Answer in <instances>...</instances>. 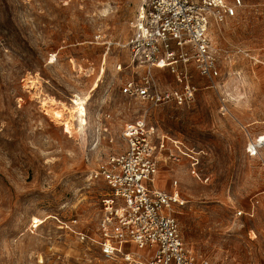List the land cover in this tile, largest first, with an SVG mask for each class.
Listing matches in <instances>:
<instances>
[{
  "label": "rangeland",
  "instance_id": "1",
  "mask_svg": "<svg viewBox=\"0 0 264 264\" xmlns=\"http://www.w3.org/2000/svg\"><path fill=\"white\" fill-rule=\"evenodd\" d=\"M140 4L0 0V264H125L100 253L108 187L92 172L124 148V125L141 118L182 144L183 153L171 146L179 160L159 156L158 176L168 192L178 182L173 213L191 253L209 264H264V163L246 152L247 131L264 129V0H243L236 16L211 27L221 76L212 85L195 74L186 105L121 92L132 71H118L130 57L117 43L130 39ZM97 34L114 43L109 50ZM156 78L177 84L168 69ZM88 91V122L76 134L41 104L68 107Z\"/></svg>",
  "mask_w": 264,
  "mask_h": 264
},
{
  "label": "built area",
  "instance_id": "2",
  "mask_svg": "<svg viewBox=\"0 0 264 264\" xmlns=\"http://www.w3.org/2000/svg\"><path fill=\"white\" fill-rule=\"evenodd\" d=\"M242 6L243 0H141L130 39L117 43L128 49L130 57L124 68L117 64L118 71H132L121 92L154 105L192 102L198 89L192 81L195 74L212 85L221 76L211 27L236 16ZM95 39L107 50L114 44L102 34ZM165 69L175 75L176 85L165 86L156 78L157 70ZM247 133V154L264 163V129ZM121 138L124 148L109 153L92 172L108 187L101 199L98 228L102 256L119 257L125 264H209L197 259L183 240L173 213V206L182 204L175 191L178 182H173L172 192L156 185L159 156L167 151L166 159L179 160L173 149L183 153L181 142L143 118L126 123ZM109 141L113 143V138ZM192 159L194 167L198 160Z\"/></svg>",
  "mask_w": 264,
  "mask_h": 264
},
{
  "label": "bare ground",
  "instance_id": "3",
  "mask_svg": "<svg viewBox=\"0 0 264 264\" xmlns=\"http://www.w3.org/2000/svg\"><path fill=\"white\" fill-rule=\"evenodd\" d=\"M212 28L210 29V35L212 34ZM212 39V35H211ZM99 81L100 78L95 80L93 82V88L92 91L96 90V88L99 87ZM29 86L31 89L36 88L35 84H33V81H29ZM92 98V93L89 91L85 93L84 95L75 94L74 98L71 100V105L66 106L64 103L63 105H60L61 103L57 101H53L51 98L47 97H41V104L44 108L47 115H50L54 120L57 122H60L66 127V131L71 132L72 134L78 133L81 129L84 128V125L87 124V104ZM75 120H78L79 127L77 125L74 126ZM163 182V183H161ZM161 184H164V180H160L159 176L156 178V185L161 187ZM176 192H179L178 190H175ZM34 223H36V226L38 227L43 221L37 217L33 218Z\"/></svg>",
  "mask_w": 264,
  "mask_h": 264
}]
</instances>
